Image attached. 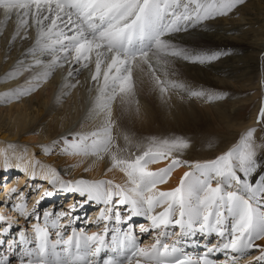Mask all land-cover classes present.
I'll return each instance as SVG.
<instances>
[{"label":"snow or ice","instance_id":"6c2138e0","mask_svg":"<svg viewBox=\"0 0 264 264\" xmlns=\"http://www.w3.org/2000/svg\"><path fill=\"white\" fill-rule=\"evenodd\" d=\"M242 2L0 0L3 12L0 32L15 16L9 46L17 39L29 40V32L35 31L31 46L23 53L25 58L31 57V62L18 60L4 79L40 69L27 86L6 91L2 98L5 102L18 100L34 92L58 68L67 66L66 81L88 69L96 86L90 114L101 122L89 133H75L71 139L62 137L61 151L97 159L107 155L111 168H118L127 177L124 185L111 180L64 181L59 179L56 169L49 168V184L79 193L86 199L80 205L73 203L67 210L46 209L42 216L39 205L54 192L45 191L29 208L26 194L12 187L7 197L19 191L13 210L26 220L34 217L36 223L32 224L31 232L21 229L9 239L7 236L17 220L0 214V245H6L0 251V264H12V258L17 264H101L99 257L106 251L111 255L103 259L102 264H217L212 258L217 253L226 256L220 264H239L240 259L253 250L259 254L247 264H264V243H258L264 240V163L258 158L264 145L256 144L254 128L248 129L236 145L215 159L190 165L193 170L185 172L179 185L168 191L158 189L157 185L166 183L174 168L189 163L176 155L189 147V141L183 137H151L139 154L124 156L122 153L128 150L132 138L121 133L126 142V147L121 148L114 135L118 127L113 119L114 102L118 100L127 110L135 108L139 112L135 76L138 71L148 77L161 95L175 89L187 91L190 96L206 97L209 101L223 98L220 94L189 91L186 84L169 78L177 60L203 64L224 54L194 52L174 43L172 34L225 16ZM64 87L75 85L66 83ZM258 122L264 123V107ZM8 159L5 155L0 172L9 170ZM160 160L169 162L156 170L148 168L149 164ZM3 182H7V177ZM93 201L104 205L91 221L97 225L102 222V231L87 234L83 227L79 231L73 227L65 239L64 230L79 222V211L84 204ZM3 203H10V199ZM157 208L162 210L156 211ZM133 217L147 219L148 225L141 224L139 231L141 234L155 232L154 243L139 245L131 223ZM124 224L126 229L120 227ZM176 227L179 233L170 231ZM53 232L55 239H52ZM109 232L110 242L106 239ZM197 233L202 235L206 250L194 259L179 246V238L191 239ZM213 234L219 238L218 242L208 247ZM170 236L177 239L165 243Z\"/></svg>","mask_w":264,"mask_h":264},{"label":"bare ground","instance_id":"6f19581e","mask_svg":"<svg viewBox=\"0 0 264 264\" xmlns=\"http://www.w3.org/2000/svg\"><path fill=\"white\" fill-rule=\"evenodd\" d=\"M0 20H3L2 10ZM14 28L15 16L7 22L4 31L0 32V167L3 166L5 155L9 158V170L0 172V188L5 189L13 178L21 179L23 183H16L12 187L15 186L26 194L29 208L45 191L54 192L52 197H45L41 201L39 211L42 216L45 209L41 207H50L56 199L65 202L64 206L58 205V211L67 210L74 202L80 205L86 199V196L79 193L67 192L59 189L58 185L49 184V168L56 169L59 179L64 181L111 180L114 184H126L127 177L118 168H111L107 155H104L103 159H97L95 156L67 154L61 151L64 147L62 137L71 139L75 133H89L101 122L100 118L90 114L96 86L90 79L88 69L66 81L67 66L58 68L34 92L21 96L18 100L5 102L2 98L6 91L27 86L32 76L40 71L39 68H34L14 79H4L18 60L31 62V57L25 58L23 53L31 46L35 31L29 32V40L22 42L17 39L9 46ZM172 39L174 43L194 52L224 53L218 59L203 64L177 60L169 77L186 84L189 91L220 94L224 99L209 101L206 97L190 96L187 91L175 89L161 95L148 77L138 71L135 76L139 112H136L135 108L127 110L118 100L112 105L113 119L118 125L114 129V135H117L120 147H126L121 133H127L132 138V144L122 153L124 156L129 153L139 154L143 150L150 136L156 133L151 127L155 123L164 126L171 125L172 121L176 123L177 120L185 119L191 127L205 126L200 128L202 131L197 133L196 138L194 134L193 139L181 136L189 141V147L176 155L189 163L185 166L182 164L181 168H174L167 182L157 185V188L163 191L177 187L184 173L193 170L190 165L213 160L236 145L248 129L254 128L253 138L256 144L264 145V141L259 140V136L264 137V123L258 122L260 110L264 107V0H243L227 15L217 16L190 27L187 31L172 34ZM92 67L94 68V65ZM66 83L74 84L75 87L66 88ZM245 104H251L253 107L244 118L239 114ZM207 121L210 125H207ZM207 126L209 128L205 130ZM220 126L226 130L219 131ZM211 130L214 131L213 134ZM53 142H56L55 145ZM137 144L141 147L137 148ZM215 147L216 150L212 151ZM53 148L55 150L50 155L49 149ZM261 151L258 152V158L264 163V150ZM168 162L163 160L158 164L151 163L148 168L156 170L165 167ZM179 172L181 174L176 177ZM33 174L35 179H32ZM256 175H259V171ZM4 177L9 180L3 182ZM254 180L255 177L253 182ZM7 193L0 190V214L8 217L5 215L8 211L12 214L9 217L18 221L7 236L10 239L26 227L25 223L30 226L28 231L31 232L32 224L36 223V220L34 217L26 220L13 210L12 204L18 202L19 191L10 198ZM6 199H10V204L3 203ZM86 205L92 208V216L86 223L92 226L87 234L101 232L103 223L97 225L91 221L96 219L104 205L94 201ZM161 210L162 208L156 209ZM82 213L81 210L78 213L81 218ZM22 222L25 226L21 225ZM81 222L83 221H79ZM145 222L149 223L147 219ZM79 223L77 222V225ZM73 227L72 225L64 230L66 238L71 234ZM78 227L80 230L83 226ZM154 234L155 232L152 235ZM55 238L52 236V239ZM152 243L154 241L149 244ZM258 243H264V240ZM5 247L6 245H0V251ZM12 264H17L15 258H12Z\"/></svg>","mask_w":264,"mask_h":264},{"label":"rangeland","instance_id":"374dc122","mask_svg":"<svg viewBox=\"0 0 264 264\" xmlns=\"http://www.w3.org/2000/svg\"><path fill=\"white\" fill-rule=\"evenodd\" d=\"M243 93H239V95H242ZM224 99V98H223ZM245 108H244V107ZM241 108V111H240V116L242 117H246L248 115V112L249 110L253 107L250 105H243ZM243 112V113H242ZM207 125H210L209 122L207 121ZM154 130H155V135L154 136H150V137H157V138H172V137H181V136H184L185 138H191L193 139L192 137V134H194V138L197 137V133L200 132V130L202 131V129H200L201 127H205L204 125L199 127V126H196V127H191L190 125L187 124L186 120L185 119H181V120H177L176 123L174 121H172V124L171 125H160L159 123H155L154 126H151ZM209 128V126L206 127L205 130H207ZM219 131H225L226 128L225 127H221L218 128ZM157 130V131H156ZM216 130V129H215ZM218 130H216L217 132ZM211 134H213L214 131H210ZM229 132V131H228ZM262 133V132H261ZM264 133V132H263ZM70 135H68L69 137ZM172 136V137H170ZM236 136V135H235ZM259 140L260 141H264V137L262 136H259ZM64 145V144H63ZM55 148L53 149H49V153L50 155L54 152ZM216 150V147L215 149H213L212 151ZM218 150V149H217ZM262 152V151H261ZM263 153V152H262ZM49 155V154H48ZM160 161H163V160H160ZM160 161H157L155 162L156 164H158ZM185 166V164H183ZM181 168V166H180ZM179 168V169H180ZM177 169V170H179ZM181 172H184V171H181ZM181 172H179L176 177H179V174H181ZM7 180H9V178H7ZM0 190H2V188H0ZM3 191V190H2ZM29 198V197H28ZM10 204V203H8ZM5 215H8V217L10 215H12L10 212L6 211ZM18 222V221H17ZM24 223L22 222L21 225H23Z\"/></svg>","mask_w":264,"mask_h":264}]
</instances>
